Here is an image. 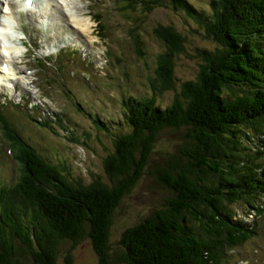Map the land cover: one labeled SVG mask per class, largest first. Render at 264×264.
<instances>
[{
    "label": "trees",
    "instance_id": "trees-1",
    "mask_svg": "<svg viewBox=\"0 0 264 264\" xmlns=\"http://www.w3.org/2000/svg\"><path fill=\"white\" fill-rule=\"evenodd\" d=\"M120 4L142 58L148 54L139 16L160 5L183 6L192 25L171 14V22L157 20L155 65L148 72L141 64L135 81L128 71L120 75L143 89L125 92L114 125L87 110L107 133L105 140L97 135L108 154L95 145L94 172L73 174L56 164L59 145L15 140L18 131L0 113L19 167L13 178H0V264H74V249L84 240L98 264H236L246 257L238 247L264 226V0H211L201 9L184 0ZM187 30L207 42L194 47L200 70L190 77L178 74L182 56H189ZM39 116L40 128L53 129L60 119L57 112ZM165 136L174 151L158 149ZM58 137L86 142L71 131ZM156 157L164 162L153 176ZM145 180L148 190L153 183L165 189L151 193L158 206L113 245L114 213Z\"/></svg>",
    "mask_w": 264,
    "mask_h": 264
},
{
    "label": "rangeland",
    "instance_id": "rangeland-1",
    "mask_svg": "<svg viewBox=\"0 0 264 264\" xmlns=\"http://www.w3.org/2000/svg\"><path fill=\"white\" fill-rule=\"evenodd\" d=\"M75 4L72 5V13L77 21L82 17L80 7H83L86 3H91L92 12L99 18L103 20V24L107 30L105 37L98 36L100 33L96 23L94 21V31L91 33V29L87 33H80L83 37L84 42L87 44L86 48L88 50L82 51V54L86 55V59H90L88 63L83 62L79 65L82 68L81 74L85 71L88 74L87 77L81 79L76 76L77 80L68 79L67 82L69 86L65 88L62 87V80L65 77L71 75V69L76 68V64L67 65V68H42L41 70L34 71L33 61L30 57L32 52L33 55L38 58V55H48L55 51V48H49L50 45L56 43L55 33L56 30L62 29L66 33L67 23H64V20L60 17L57 20V17L49 18L46 14L42 17L40 13L44 10V7L38 8L34 11H28V16L24 20V27L21 29L17 28V31L12 29L11 35L8 37L9 48L11 50L10 54L7 52L0 51V63L5 60H10L13 62V68L10 69V77L15 78V90L19 93H12L10 95L16 96L14 105H9L4 103L2 105L3 113L2 115L6 116L9 120V123L18 131L19 134L14 133L15 140L19 142L31 143L33 139H36L38 146L40 142L47 144L49 147L54 145L60 148L53 154L54 161L60 166H65L69 168L72 173L79 174L82 173L94 172L96 169V164H98V156L95 154V145L99 148L98 150L108 154V149L103 147L97 135L102 140L107 139V133H100L97 126L93 121L92 117L88 115V111L100 113L102 117L101 120L109 121V124L114 125L112 117L115 115H122V99L124 94H133L140 92V89H143L140 85H131L128 84V79L120 77L121 74H125L126 71L129 72L131 79L135 81L139 77V72L143 67L148 71L150 66H154L155 56L157 51L161 48L156 35L154 34L153 26L157 20L168 21L171 16L174 20H177L183 25H192L193 17L190 15L187 7H181L182 12H179L176 9H167V6H158L149 14V17L143 18V16L138 17V22L140 23V28L142 30L143 46L142 51L145 53V50L148 55L142 58L138 52L137 48L133 50L132 41L129 37V27L133 23L126 19V17L120 12L119 6L120 0H85V2H79L78 0H72ZM185 3L193 4L194 8L201 9L203 7H209L211 0H184ZM60 4L63 7V10L68 11V7L65 6V1L59 0ZM84 3V4H82ZM78 5V6H77ZM31 12V15L29 13ZM197 12H193V16H196ZM59 16V14H58ZM40 17L39 23H36V18ZM17 18V16H16ZM19 19V18H18ZM18 19L14 23L18 22ZM66 21V20H65ZM73 20H69V26H73ZM186 21V22H184ZM196 22L197 19H196ZM66 24V25H65ZM16 25V24H15ZM37 26L39 31L33 28ZM75 26V25H74ZM16 31V32H15ZM24 32L26 34H24ZM32 33L35 36H38V46L34 47V41L32 38ZM63 33V34H64ZM188 43H185L187 46V52L189 56L183 55L182 60L178 65V74L180 76H188L191 74H197L200 70L198 66V60L193 56L195 54L194 47L200 46L204 47L207 45L204 37L201 33L192 32L187 30ZM62 36H65L63 35ZM79 34V33H78ZM19 37V38H18ZM47 37V38H46ZM31 42V49L25 51V47L21 45L23 40ZM46 39V40H45ZM45 40L46 43L43 42ZM29 43H27L28 45ZM69 42L62 43V45H67ZM1 46V43H0ZM22 47L24 55L19 56V49ZM145 49V50H144ZM109 51V53H108ZM18 54V55H17ZM21 54V53H20ZM15 59V60H14ZM38 64L41 62L38 61ZM86 64V65H85ZM19 73H16L15 71ZM7 80H10L7 77ZM47 82H46V81ZM11 82V81H10ZM8 84L9 81H6L5 84ZM13 83V82H12ZM10 83V85L12 84ZM140 88V89H139ZM137 89V90H136ZM7 91V90H6ZM34 93L33 100L31 94ZM137 91V92H136ZM8 92V91H7ZM22 93V94H21ZM75 94V95H73ZM138 94V93H137ZM73 95V96H72ZM7 99V98H6ZM4 100H0V105ZM20 101V102H19ZM19 102V103H18ZM82 105L81 108L77 105ZM36 104L41 107V109H36ZM32 107L38 115L44 114V116L49 115L50 111L56 110L57 115L60 119L54 120L53 129L47 127L45 129L38 128V123L36 118L32 117L31 114H25L26 109ZM88 110V111H87ZM114 113V114H112ZM107 118H106V117ZM123 116V115H122ZM122 118V117H121ZM118 119V118H117ZM120 120V118L118 119ZM3 124L2 117H0V178L8 177L11 179L19 173L18 164L13 158V150L11 147V141L7 138L5 130L1 128ZM78 138H86V142L79 143L78 141L63 140L66 144H63L62 140L58 137L59 134L70 133ZM90 133V136H88ZM22 135V136H20ZM88 141V142H87ZM54 144V145H52ZM174 142L170 137L164 138V142L157 144L158 149L174 151ZM55 147V146H54ZM159 153V152H158ZM157 153V154H158ZM159 164H155L153 169V176L158 174V166L162 167L164 162V157H156ZM152 169V170H153ZM76 174V175H77ZM150 176V180L154 181V177ZM157 186L154 183L152 188L148 190V184L145 180L141 182L137 187H134V190L130 194H127L123 204L119 206L116 213H114V224H112L111 231L113 233L112 241H117L113 245L117 244L118 238L122 235L125 229L135 227L143 215L147 216L153 211L155 207L158 206V201H156L152 196L153 192L165 191L162 187H153ZM261 231L258 236L249 240L246 245L238 247V254L245 253L246 257H249L255 264L262 262L264 264V226H262ZM90 241L84 240L80 245L74 249L76 258L74 264H98V257L92 248ZM247 252V253H246ZM232 264L234 261H231ZM73 264V263H72ZM236 264H240L236 262Z\"/></svg>",
    "mask_w": 264,
    "mask_h": 264
},
{
    "label": "bare ground",
    "instance_id": "bare-ground-1",
    "mask_svg": "<svg viewBox=\"0 0 264 264\" xmlns=\"http://www.w3.org/2000/svg\"><path fill=\"white\" fill-rule=\"evenodd\" d=\"M37 1L38 2L36 3V5H35V2L36 1H34V3H33V5H35V7L32 8V11H33L32 14L33 15H34V11H36V6L41 3L44 7L45 6L47 7V8H44V9H49L50 10L49 12H48V10H44V14H46L47 12L48 13H51V12L54 13V12H56L55 15L57 17V20L60 17V19L62 18L64 20V23H65V19H68V17L66 15H64L63 13L60 12V10H59L60 8H59V6H57L56 2L55 3H52V2H54L52 0L51 1H49V0H37ZM48 1L50 3L49 5L47 4ZM64 1H66V6L69 8L68 9V11H69L68 15H71L72 14V10L71 9H72V5L74 4V2L72 0H64ZM83 1L85 2V0H78V3L79 2H83ZM10 4L13 7L16 6V4H15V2L13 0H10ZM82 4H84V3H82ZM12 6H9L6 9L4 8V11L3 10L0 11V13L6 19V23H2L0 25V43L2 45L0 51L5 52V53L7 52L8 54H10V52H11V50L9 48V42H10V40H8V37H9V34H10L9 31L12 28L11 27V23L14 22V20L16 19V16H17V13L15 11H13L14 8ZM74 6H75V4H74ZM91 7H92V5H90V3L84 4L83 7H80V9H81V12L80 13H81V15H84L86 17L85 18L82 17L79 21H77L75 18L72 19L73 20L72 22L74 23V25L79 30H81V31L83 30L84 33H87L88 30L91 29V27H93V25H94V20L92 19V15L90 13ZM58 14H59V16H58ZM42 17H43V15L41 16V19H42ZM35 18H36V23L38 24L39 23V20H40V17L39 18L38 17H35ZM66 29L68 30V26H66ZM58 30L59 31H62V29L61 30L58 29ZM33 31H34V28H33ZM93 31H94V28H92L90 32L92 33ZM67 32L68 31H66V33L63 34L65 36H62V34L58 36L59 41L63 42L65 40L72 39L71 37H69V34ZM11 36H12V38L14 37V35H11ZM59 41L56 42V43H60ZM22 51H23V49L20 47V49L18 51L19 52L18 54L22 53ZM5 63H7L9 65L8 68L5 66ZM10 66H13V62L11 61V59L10 60L2 61L0 63V87L1 88L4 86V84L2 83L1 77L3 75L8 77L9 74H6V73H10V69H11ZM15 72L16 73H19L17 71H15ZM9 78L11 79V77H9ZM112 114H114V113H112ZM115 116L118 119L121 118L118 115H115Z\"/></svg>",
    "mask_w": 264,
    "mask_h": 264
}]
</instances>
